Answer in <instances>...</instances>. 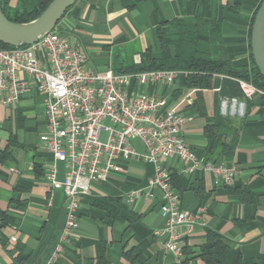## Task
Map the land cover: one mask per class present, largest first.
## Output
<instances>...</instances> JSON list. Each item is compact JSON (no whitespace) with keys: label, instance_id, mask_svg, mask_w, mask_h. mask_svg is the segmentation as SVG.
<instances>
[{"label":"crops","instance_id":"0c3cea01","mask_svg":"<svg viewBox=\"0 0 264 264\" xmlns=\"http://www.w3.org/2000/svg\"><path fill=\"white\" fill-rule=\"evenodd\" d=\"M260 1L155 0L138 2L129 10L121 0H75L55 30L81 51L88 68L105 71L140 64L147 47L158 57L155 33L162 20L192 21L208 9L220 22L219 54L229 57L233 72L243 73L250 65L248 31ZM211 50L217 52L214 46ZM35 53L44 57L42 50ZM188 73L183 71L171 83H148L140 89L187 116L180 134L189 148L197 157L234 166L235 183L248 186L260 202L252 219L238 221L243 205L226 187L215 184L212 174L185 172L184 163L175 157L161 159L180 178V187L172 186L179 193L180 208L205 207L204 225L186 233L184 245L196 250L206 229H212L243 257H257L264 254V100L223 94L222 81L233 78L222 73L211 76L209 87L186 86ZM19 76L25 82L19 99L0 101V150L7 153L0 163V264H10L19 254L28 258L25 264H45L63 226L65 196L50 186L46 174L55 160L39 140L46 130V95L24 71ZM135 146L143 151L140 143ZM117 163L120 172L93 183L80 198L78 227L55 264H178L183 259L182 253L177 256L164 248L166 234L155 235L165 223L159 210L161 191L140 195L132 204L126 200L132 189L145 192L154 164L135 156L118 158ZM56 167L62 178L64 165ZM198 183L203 185L202 201L194 190ZM189 264L205 263L195 257Z\"/></svg>","mask_w":264,"mask_h":264},{"label":"built area","instance_id":"2783aa9c","mask_svg":"<svg viewBox=\"0 0 264 264\" xmlns=\"http://www.w3.org/2000/svg\"><path fill=\"white\" fill-rule=\"evenodd\" d=\"M44 52V57L35 50ZM32 77L38 91L45 93L46 130L39 134L42 145L54 157L46 177L54 190L65 196V218L61 232L45 264H55L63 253L67 239L78 227V203L93 183L106 182L120 172L118 158L141 157L154 164V176L145 192L132 189L126 200L132 204L140 195H162L160 213L164 226L155 235L166 234L164 248L181 255L184 237L197 225H204L205 207L181 209L179 196L171 185L169 171L160 163L175 157L184 163L183 171L202 170L214 176L215 184L230 186L237 170L234 166L197 157L182 139L180 131L188 117L166 100L145 94L140 88L148 83H171L181 70L153 69L117 73L109 68L94 71L85 65L81 51L71 46L55 28L29 46L0 49V101L16 102L25 89L19 72ZM246 98L264 91L238 79ZM139 89H138V88ZM106 130L105 139L101 133ZM135 142L143 148L138 152ZM56 163H62L65 174L57 177Z\"/></svg>","mask_w":264,"mask_h":264},{"label":"trees","instance_id":"16d2710c","mask_svg":"<svg viewBox=\"0 0 264 264\" xmlns=\"http://www.w3.org/2000/svg\"><path fill=\"white\" fill-rule=\"evenodd\" d=\"M50 1L0 0V6L9 20L27 22L36 18ZM121 1L125 8L132 10L138 2L155 0ZM203 1L205 2L206 0ZM258 6L255 9V13ZM255 13L251 18V25L248 31L250 65L243 73L233 72L230 69L229 57L219 54L222 43L219 35L220 22L211 17V12L208 9H204L201 16L195 17L192 21H185L181 18L162 20L160 24L163 26H157L155 33L160 55L154 57L152 55V48L147 47L141 54L140 64L124 66L113 70L117 73H133L153 69L189 71L190 73L185 77V84L191 87H209L211 76L216 73H222L233 78L222 81L220 90L223 94H227L230 97L243 96L238 79L245 80L255 88L264 91V78L255 66L250 50V32ZM212 46L217 49L216 53H212ZM8 48H12V46L0 42V49ZM254 96L260 100H264V95L256 94ZM230 148V146L227 147V151ZM6 157V151L0 150V163ZM169 175L171 185L176 189L180 187L179 176L170 172ZM225 187L230 193L235 194L243 205V214L241 218H238V221L248 222L255 216L260 197L249 189L248 186L240 183L237 184L235 181L232 185ZM194 190L202 201L205 198L203 185L198 183L194 187ZM175 191L177 192V190ZM182 254L184 257L178 264H189V260L195 257H199L205 264H264V254H260L257 257L245 258L239 249L232 247L223 235L212 229H206L204 241L196 250L193 251V249L185 244L182 248ZM27 259L26 256L19 254L14 257L10 264H25ZM99 264H105V262Z\"/></svg>","mask_w":264,"mask_h":264},{"label":"water","instance_id":"95a60500","mask_svg":"<svg viewBox=\"0 0 264 264\" xmlns=\"http://www.w3.org/2000/svg\"><path fill=\"white\" fill-rule=\"evenodd\" d=\"M75 0H51L34 19L27 22L9 20L0 6V42L12 46H29L53 30ZM250 50L255 66L264 78V0H261L250 32Z\"/></svg>","mask_w":264,"mask_h":264},{"label":"rangeland","instance_id":"374dc122","mask_svg":"<svg viewBox=\"0 0 264 264\" xmlns=\"http://www.w3.org/2000/svg\"><path fill=\"white\" fill-rule=\"evenodd\" d=\"M57 26V25H56ZM106 135H107V132L106 130H104L102 133H101V138L102 139H105L106 138Z\"/></svg>","mask_w":264,"mask_h":264}]
</instances>
